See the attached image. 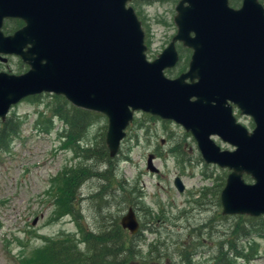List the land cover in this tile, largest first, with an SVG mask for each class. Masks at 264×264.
<instances>
[{
    "label": "water",
    "instance_id": "obj_1",
    "mask_svg": "<svg viewBox=\"0 0 264 264\" xmlns=\"http://www.w3.org/2000/svg\"><path fill=\"white\" fill-rule=\"evenodd\" d=\"M130 1L0 0V55L28 67L18 75L0 72V120L25 97L62 96L105 117L111 158L134 112L170 120L190 134L205 164L229 171L218 197L221 215H264L263 7L258 0H241L236 8L229 0H178L176 32L148 61ZM5 19L22 26L4 35ZM176 42L190 56L186 71L168 78ZM232 107L251 119V131L236 122ZM213 136L232 149L221 150ZM151 158L146 169L156 172ZM173 185L182 192L178 178ZM119 224L137 232L131 208Z\"/></svg>",
    "mask_w": 264,
    "mask_h": 264
},
{
    "label": "rangeland",
    "instance_id": "obj_2",
    "mask_svg": "<svg viewBox=\"0 0 264 264\" xmlns=\"http://www.w3.org/2000/svg\"><path fill=\"white\" fill-rule=\"evenodd\" d=\"M177 1L130 2L146 37V59L155 58L175 33L172 17ZM259 3L264 9V0ZM229 5L238 7V3ZM7 22V29L11 31L8 33L3 29L5 35L21 25L18 20ZM177 49L181 58L171 74H164L168 78L176 77L180 70L186 69L189 52L179 46ZM26 69L15 56H6L5 62L0 61V72L16 75ZM47 95H39L35 101L21 99L9 109L5 118H19L21 126L19 136L9 144V151L0 152V264H20L23 257L31 262L45 246V240H54L55 236H74L77 245L83 248L78 228L94 229L100 220L94 206L98 205L97 201L87 198L101 187L96 180H89L80 188L84 200L78 202L80 217L77 221L56 211L58 204H55V193L52 196L53 179L64 168L75 167L80 160L82 164L86 161L77 158L72 149L60 146L58 140L67 132L63 122L52 117L48 133L38 129L42 128L41 124L35 125L38 114L44 115V104L50 100ZM236 114L234 111L236 121L249 130L248 120L238 119ZM133 121L134 125L125 131L119 144L116 158L110 160L115 170L112 176L115 182L110 188L114 189L115 183H123V193L128 195L125 196L127 205L120 200L121 193L115 191L106 199L111 204L110 210L115 212L117 206H125L119 213L121 217L127 207L133 209L140 225L137 248L141 256L147 254L150 246L158 245L154 250L151 248L153 255L155 252L166 254L167 258L173 256L178 261L176 254L180 250L188 253L196 246L197 254L192 262L209 259L214 238H221L246 217L223 219L220 215L218 195L227 171L205 164L193 139L180 126L146 114H136ZM105 131V118L95 117L82 134L79 146L96 144L104 138ZM211 139L220 149H231L216 137ZM149 154L153 155L155 173L146 170ZM87 164L91 165V161ZM99 169H103L102 166ZM175 177L182 184L181 193L172 184ZM253 241L256 254L247 262L239 260L236 264H264V240L254 238Z\"/></svg>",
    "mask_w": 264,
    "mask_h": 264
},
{
    "label": "trees",
    "instance_id": "obj_3",
    "mask_svg": "<svg viewBox=\"0 0 264 264\" xmlns=\"http://www.w3.org/2000/svg\"><path fill=\"white\" fill-rule=\"evenodd\" d=\"M232 4H237L239 0H232ZM19 22V21H18ZM9 33V31H6ZM50 100L44 104V115L38 114V119L35 122L41 124L38 129L42 133H48L50 130L49 122L53 117L65 124L67 132L65 136H61L64 141L61 146L64 149H72L75 156L81 160L75 167L63 169L53 179L55 183L52 187V196L55 193V204L58 206V213H65L72 216L73 220L77 221L80 215L78 214V202L84 200L80 196L81 186L89 181L96 180L99 187L98 191L90 195L89 198L95 199L98 205H95L97 219H100L94 229L80 230L81 244L80 248L74 236L63 235L55 236L54 240L46 239L45 246L37 253L39 255H30L35 258L28 261L23 257L20 264H236L237 261H248L256 254V245L254 238L264 240V216L252 218L244 217V220L239 224L235 223L227 234L221 235V238H214L213 244L210 247L212 253L209 259L204 261H195L194 255L197 254L196 246L191 252L180 250L176 255L178 261L166 254L150 251L157 246H150V250L145 256H141L137 248L139 243V232L130 235L126 230H123L119 224V213L124 211L125 206H117L115 212L111 211V204L106 201L107 197L112 196L115 191L120 192L122 197L120 200L125 201L127 194L123 193L121 183L114 185L113 173L114 167L111 161L115 157L109 158L105 148L103 137L94 145L85 144L80 147L82 134L85 133L89 124L93 123L94 118H100V115L91 112L77 109L69 105L62 97L56 95H47ZM39 96L30 97L35 101ZM42 123L45 125L42 126ZM21 121L19 118H7L0 123V152L6 153L9 151V144L12 139L19 136ZM91 161V165L87 162ZM102 166L103 169H99ZM104 189V190H103ZM57 193V194H56ZM86 200V197H85ZM127 205V202H126ZM95 216V215H94ZM95 217V218H96ZM223 219L229 216H222ZM240 218V216H237ZM143 225L145 226L146 223ZM144 226L142 228H144Z\"/></svg>",
    "mask_w": 264,
    "mask_h": 264
},
{
    "label": "flooded vegetation",
    "instance_id": "obj_4",
    "mask_svg": "<svg viewBox=\"0 0 264 264\" xmlns=\"http://www.w3.org/2000/svg\"><path fill=\"white\" fill-rule=\"evenodd\" d=\"M231 1L232 0H229V4L231 3ZM241 1V0H240ZM240 1H239V3H240ZM259 1V0H258ZM134 2V1H133ZM238 3V4H239ZM239 6V5H238ZM175 7V6H174ZM7 21H9V22H12V21H15V20H12V19H6V20H4L3 21V23L5 22H7ZM8 23V22H7ZM7 23L6 24H4L3 25V29H5V30H7V31H11L10 29H7ZM22 26V23H21V25L20 26H18V27H15V28H13L12 30L13 31H15V30H17L18 28H20ZM173 36V35H172ZM171 39V38H170ZM170 41V40H169ZM169 43V42H168ZM167 43V44H168ZM175 45V51H176V53H177V56H178V58H177V62L175 63V65L172 67V68H170V69H166L164 72L165 73H167V74H171V71L174 69V67L179 63V60H180V56L181 55H179L178 54V46L182 49V50H184V51H188L189 52V56H190V50L189 49H186V48H184V47H182L179 43H175L174 44ZM181 49H180V51H181ZM188 60H189V58H188ZM187 63H188V61H187ZM186 69H187V64H186ZM186 69L185 70H180V73L179 74H181V73H183V72H185L186 71ZM178 74V75H179ZM178 75H176V77L178 76ZM173 78H175V77H173ZM234 111H236L237 112V114H236V117H238V119L239 118H246V120H248V124H249V127H250V129L248 130L247 128V131H251L252 130V128L254 127V125H253V122L251 121V119L248 117V116H245V115H240V113H239V111L236 109V108H233V110H232V113H233V116H234V118H235V115H234ZM134 114V113H133ZM136 114H140V113H135L134 114V117H135V115ZM149 117H154V118H156V119H158V120H161V121H165V122H171V123H173L172 121H170V120H163V119H160V118H157V117H155V116H150V115H148ZM134 117L132 116V120L129 122V124H128V126H127V130L130 128V127H132V125H134L133 123H134ZM235 120H236V118H235ZM237 122V121H236ZM238 123V122H237ZM173 124H175V123H173ZM175 125H177V124H175ZM241 125V124H240ZM178 126V125H177ZM243 126V125H242ZM179 127V126H178ZM244 127V126H243ZM182 129V128H181ZM185 132V131H184ZM187 134H189V133H187ZM190 135V134H189ZM192 138V137H191ZM194 141V140H193ZM195 143V142H194ZM196 146V145H195ZM148 156H151L152 158H153V155H151V154H149V155H147V158H148ZM147 158H146V160H147ZM152 158H151V165H152ZM179 179V178H178ZM174 180V179H173ZM180 181V180H179ZM172 184H173V181H172ZM182 185V184H181Z\"/></svg>",
    "mask_w": 264,
    "mask_h": 264
}]
</instances>
